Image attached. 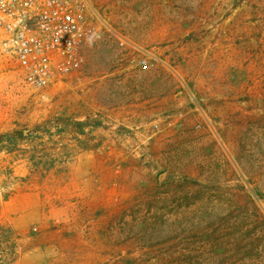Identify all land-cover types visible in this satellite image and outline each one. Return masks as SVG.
<instances>
[{"label":"rangeland","instance_id":"rangeland-1","mask_svg":"<svg viewBox=\"0 0 264 264\" xmlns=\"http://www.w3.org/2000/svg\"><path fill=\"white\" fill-rule=\"evenodd\" d=\"M91 3L81 69L0 67V264H264V0Z\"/></svg>","mask_w":264,"mask_h":264},{"label":"built area","instance_id":"built-area-1","mask_svg":"<svg viewBox=\"0 0 264 264\" xmlns=\"http://www.w3.org/2000/svg\"><path fill=\"white\" fill-rule=\"evenodd\" d=\"M94 20L91 0H0V67L31 87L79 70Z\"/></svg>","mask_w":264,"mask_h":264},{"label":"crops","instance_id":"crops-1","mask_svg":"<svg viewBox=\"0 0 264 264\" xmlns=\"http://www.w3.org/2000/svg\"><path fill=\"white\" fill-rule=\"evenodd\" d=\"M103 253H22L20 264H99Z\"/></svg>","mask_w":264,"mask_h":264},{"label":"trees","instance_id":"trees-1","mask_svg":"<svg viewBox=\"0 0 264 264\" xmlns=\"http://www.w3.org/2000/svg\"><path fill=\"white\" fill-rule=\"evenodd\" d=\"M8 242H9V245H8V248H7V252L8 253H11L12 255H14L17 251V241L19 240V236L17 234V232L12 229V228H9L8 230V236L6 237ZM0 242H1V235H0Z\"/></svg>","mask_w":264,"mask_h":264}]
</instances>
